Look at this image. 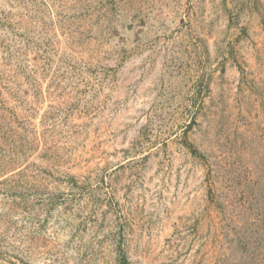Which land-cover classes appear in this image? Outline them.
Masks as SVG:
<instances>
[{"label":"rangeland","instance_id":"obj_1","mask_svg":"<svg viewBox=\"0 0 264 264\" xmlns=\"http://www.w3.org/2000/svg\"><path fill=\"white\" fill-rule=\"evenodd\" d=\"M0 264H264V0H0Z\"/></svg>","mask_w":264,"mask_h":264}]
</instances>
